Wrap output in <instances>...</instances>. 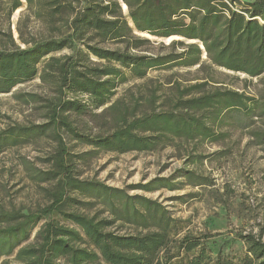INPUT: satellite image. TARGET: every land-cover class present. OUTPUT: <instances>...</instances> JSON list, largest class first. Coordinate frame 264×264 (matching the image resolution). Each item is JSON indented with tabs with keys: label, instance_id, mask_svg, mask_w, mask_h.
Masks as SVG:
<instances>
[{
	"label": "trees",
	"instance_id": "obj_1",
	"mask_svg": "<svg viewBox=\"0 0 264 264\" xmlns=\"http://www.w3.org/2000/svg\"><path fill=\"white\" fill-rule=\"evenodd\" d=\"M120 1L0 0V13L6 19L0 30V94L35 78L50 90V99L42 106L46 123L2 136L29 138L51 130L59 145L54 170L44 178L57 183L51 203L35 212L0 210V257L16 250L14 260L20 264H234L219 256L212 259L204 250L191 255L198 242L188 236L173 241L165 230L118 234L108 230L114 220L62 214L76 229L50 219L60 210L68 189L102 195L109 191L110 196L121 198L118 190L72 178L60 130L96 147L127 153L152 151L164 139L216 141L223 136L215 131L216 124L233 111L246 119L256 118L264 127V94L246 95L214 86L212 76L206 75L191 86L171 88L170 110H155L159 96L153 90L146 97V111L139 115L135 114L138 102L129 114L119 100L107 106L105 111L111 112L114 124L107 136L90 140L76 134L68 114L80 116L89 108L106 105L115 89L127 82V72L143 79L149 70L199 66L200 70L244 74L264 83V0ZM22 7L26 25L31 31L36 28L34 36L26 38L19 20L17 41L24 47L13 38L10 22ZM139 35L173 41L167 46L160 42L168 49L165 54L143 53L144 44L155 42ZM63 50L68 53L52 55ZM202 55L207 65L201 62ZM68 95H85L88 102ZM253 135L264 144V133ZM45 219L33 241L22 246ZM243 241L247 255L238 264H264V241L253 235L244 236Z\"/></svg>",
	"mask_w": 264,
	"mask_h": 264
},
{
	"label": "rangeland",
	"instance_id": "obj_2",
	"mask_svg": "<svg viewBox=\"0 0 264 264\" xmlns=\"http://www.w3.org/2000/svg\"><path fill=\"white\" fill-rule=\"evenodd\" d=\"M24 10L22 7L10 18L16 43L19 20L26 38L34 36L36 30L31 31L26 25L27 18L22 16ZM5 21L0 13V30ZM139 36L155 42L152 46L144 44L140 49L143 53H147L146 50L165 54L168 49L162 48L160 42L167 46L173 41ZM67 53L68 50H63L52 55ZM91 60L96 62L93 57ZM201 62L207 65L204 55ZM200 69L199 66H169L149 70L143 79L127 72V82L115 89L106 105L89 108L80 116L69 113L71 126L76 134L86 139L107 136L114 130L111 112L105 111L110 104L119 100L129 114L134 102H138L135 114L139 115L147 109L146 97L156 90L159 97L155 110H170L173 104L170 102L171 88L176 84L181 88L191 86L203 81L206 75L212 76L216 82L214 86L246 95L264 94V83L259 78ZM68 98L88 102L85 95H68ZM48 99L50 90L38 78L0 94V136L10 130L46 123L42 106ZM215 131L223 135L216 141L164 139L152 151L118 153L60 130L72 178L118 190L121 198L110 196L109 191L102 195L68 189L60 210L50 219L76 229L78 227L62 214L114 220L108 230L118 234L165 230L173 241L188 236L198 242L199 246L191 255L204 250L212 259L219 256L238 264L247 255L244 236L253 235L264 241V144L253 135L264 133V127L256 118L246 119L242 113L233 111L216 124ZM2 139L5 141H0V210L27 213L49 205L53 193L58 190L56 180L44 179L46 174L53 172V158L59 151L52 131L29 138L2 136ZM45 221L47 219L37 225L22 246L33 241L37 229ZM15 253L16 250L10 256L0 257V264H20L14 260Z\"/></svg>",
	"mask_w": 264,
	"mask_h": 264
},
{
	"label": "crops",
	"instance_id": "obj_3",
	"mask_svg": "<svg viewBox=\"0 0 264 264\" xmlns=\"http://www.w3.org/2000/svg\"><path fill=\"white\" fill-rule=\"evenodd\" d=\"M120 1V0H119ZM121 2V1H120ZM121 4H123V3H121ZM125 6V5H124ZM122 9H123V6H122ZM126 10V8L125 9H123V11H125ZM178 39V38H177ZM165 40V39H164ZM189 43H191V41H188Z\"/></svg>",
	"mask_w": 264,
	"mask_h": 264
},
{
	"label": "bare ground",
	"instance_id": "obj_4",
	"mask_svg": "<svg viewBox=\"0 0 264 264\" xmlns=\"http://www.w3.org/2000/svg\"><path fill=\"white\" fill-rule=\"evenodd\" d=\"M124 6V5H123ZM124 8H125V6H124Z\"/></svg>",
	"mask_w": 264,
	"mask_h": 264
}]
</instances>
